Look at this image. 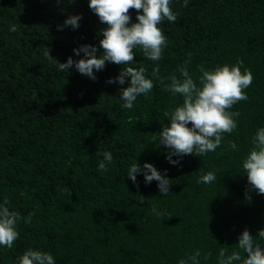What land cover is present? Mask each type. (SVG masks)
I'll return each mask as SVG.
<instances>
[{"label": "trees", "instance_id": "1", "mask_svg": "<svg viewBox=\"0 0 264 264\" xmlns=\"http://www.w3.org/2000/svg\"><path fill=\"white\" fill-rule=\"evenodd\" d=\"M170 8L177 19L160 25L167 37L161 60L146 59L137 47L132 64L106 62L91 80L56 65L79 59L72 50L82 44L103 51L106 25L87 0H0V201L22 218L31 214L18 223L13 246L0 248V264H16L29 247L48 251L56 264H178L195 250L200 264H217L219 249L230 253L244 229L256 236L264 228V194L249 186L241 167L251 135L264 126V0H173ZM137 11L128 10L132 22ZM76 14L78 28L57 30ZM237 59L253 76L247 100L229 109L239 113L237 128L214 152L169 164L153 139L167 123L164 112L182 103L166 90L169 77H179L186 60L196 82L199 68ZM128 66L145 68L149 78L158 67L162 78L132 109L119 100L127 81L107 83ZM104 151L113 161L100 172ZM135 162L166 169L169 194L162 196L155 181L145 185L142 175L134 185L126 172ZM213 170L214 182L197 183Z\"/></svg>", "mask_w": 264, "mask_h": 264}, {"label": "clouds", "instance_id": "2", "mask_svg": "<svg viewBox=\"0 0 264 264\" xmlns=\"http://www.w3.org/2000/svg\"><path fill=\"white\" fill-rule=\"evenodd\" d=\"M72 0H69L71 3ZM88 8L98 20L106 27L101 29L102 38L99 48L103 51L97 55V46L82 44L73 48L71 56L62 63L56 62L58 71H67L74 68L79 74L95 80V72L102 71L107 63L117 65H130L135 55L133 49L139 47L146 59L159 61L162 52L167 46V37L160 27L162 21L175 22L177 13L173 12L170 5L173 0H87ZM188 0H183L187 6ZM137 11L135 22L131 21L129 9ZM79 14L65 18L62 25H57V30L63 27L76 29L79 27ZM9 31H15L11 25ZM82 54V55H81ZM49 56V53H47ZM190 57L191 54L189 53ZM51 58V57H50ZM189 61L178 66L179 77L172 75L166 90L174 97L179 94L182 103L174 107L171 112L165 111L167 123L153 136L159 146L166 150L165 159L171 165H177L185 155H195L199 158L207 153L214 152L221 145L224 133H232L237 128L235 117L238 112L229 111L234 104L247 100L244 91L252 83L253 76L249 69L242 68L239 59L229 65L227 63L205 70L199 68L200 75L197 81L189 75L184 66ZM162 80L158 67L152 68L151 78L145 75V68L131 66L121 67L114 78H109L107 83H116L120 87L119 100L121 107L132 109L134 102L140 95L147 94L153 89V80ZM251 147L242 158L241 167L246 175L249 186L258 194H264V126L256 128L250 139ZM228 148L235 151L237 145L228 143ZM175 156L176 159H172ZM113 161V155L104 151L102 159L98 161L97 170L106 172L108 165ZM165 169L162 173L148 162L143 165L132 163L126 172L128 179L136 185L137 175H142L145 185L156 182L158 192L162 196L169 194L170 180ZM216 180L215 171H208L201 175L197 183L209 184ZM138 187V185H137ZM151 211L157 216L155 206ZM31 214L21 217L20 213L10 209L7 199L0 201V248H11L18 239L17 225L24 220L28 223ZM236 248L230 253L221 248L218 251L217 264H264V228L258 230L256 236L244 229L237 237ZM238 249V250H237ZM243 253V254H241ZM246 254V255H245ZM200 251L195 250L187 259H181L178 264H200ZM208 259L206 253L203 257ZM16 264H56L55 259L48 251L29 247L17 259Z\"/></svg>", "mask_w": 264, "mask_h": 264}]
</instances>
